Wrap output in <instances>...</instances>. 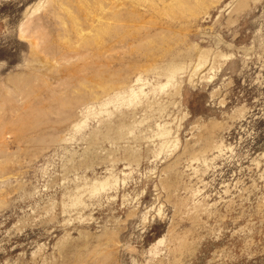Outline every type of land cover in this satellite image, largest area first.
<instances>
[{"label": "rangeland", "instance_id": "1", "mask_svg": "<svg viewBox=\"0 0 264 264\" xmlns=\"http://www.w3.org/2000/svg\"><path fill=\"white\" fill-rule=\"evenodd\" d=\"M0 264H264V0H0Z\"/></svg>", "mask_w": 264, "mask_h": 264}]
</instances>
